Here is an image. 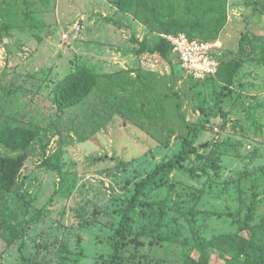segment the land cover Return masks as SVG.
<instances>
[{"label": "rangeland", "instance_id": "1", "mask_svg": "<svg viewBox=\"0 0 264 264\" xmlns=\"http://www.w3.org/2000/svg\"><path fill=\"white\" fill-rule=\"evenodd\" d=\"M225 1L228 24L211 41L221 73L243 37L250 47L231 93L219 75H178L173 56L136 55L155 33L107 0H0V25L11 29L0 35V130L33 126L40 134L25 150L0 142V157L24 158L7 205L0 202V264H111L136 185L183 152L187 129L174 93L189 123L206 121L195 142L200 155L227 141L241 145L240 155L222 156L220 177L189 156L183 165L194 176L175 171L162 187L146 189L129 212L138 233L125 240V263L183 264L182 253L198 258L195 237L239 233L254 205L252 224L264 219V0ZM82 67L98 74V88L79 107L60 111L55 87ZM233 98L258 106L259 127L233 108ZM150 205L165 212L162 226ZM2 215L15 221L17 236L3 228ZM143 227L155 229L143 234ZM177 230L175 246L157 239ZM227 260L238 264L219 251L210 264Z\"/></svg>", "mask_w": 264, "mask_h": 264}, {"label": "trees", "instance_id": "2", "mask_svg": "<svg viewBox=\"0 0 264 264\" xmlns=\"http://www.w3.org/2000/svg\"><path fill=\"white\" fill-rule=\"evenodd\" d=\"M107 1L119 12L132 15L137 21L148 26L155 33L156 37L152 41H148V39L144 41L141 48L135 53L136 55L158 54L167 61L170 56H173L176 64H178V60L173 55L171 44L162 36H159V34H186L192 39L211 42L217 40L220 33L228 24L225 0ZM10 30V27L0 25V35L5 32V35L9 36ZM31 30L34 31L33 28ZM244 38L246 39V37L242 38V45L236 59L226 65L223 74L221 73V66L216 75V77L218 75L222 77L221 80L230 93L232 92L231 89L235 86L236 77L245 63V58L250 50ZM178 75L183 76L181 73ZM98 83V74L91 68L82 67L76 71H72L55 87L54 99L56 106L60 111L74 110L91 97L97 90ZM191 89L194 90L192 85ZM173 96L178 100V104L176 105L178 116L187 129V137L183 142V152L173 159L157 165L146 179L136 185V193L133 195L131 203L126 207L127 209L122 216L120 226L116 230L115 241L112 243L114 254L110 261L111 264H126L125 260L121 257V251L127 246L125 240L130 234L138 233L133 230V220L129 212L132 208L137 207L139 197L144 194L146 189L149 188V190L153 191L156 188L162 187L164 179H168L175 171L186 172L190 176H194L195 173L192 170L186 169L183 165L189 156H196L199 160L207 161L205 164L206 167H210L220 177L223 170L221 165L222 156L225 154H234L236 157H239L240 155L239 148L241 145H235L229 141L213 145L215 152L211 153V155L204 157L200 155L201 150L198 146H195V142L205 130L206 121H201L200 124L189 123L182 114L181 97L178 93H174ZM232 103L233 108L244 112L248 120H251L254 125L257 126V124H260V121L256 118L258 106H247L243 101H238L236 98H233ZM39 135L38 129L33 126L20 127L10 125L0 130V142L11 151L25 150ZM23 159V157H0V202L3 207L7 205V197L17 182V175L21 170ZM150 207L152 206H149L148 211L151 210L153 212L154 219L157 218L158 223L162 226L165 219V212L158 213ZM45 214L48 213L46 212ZM257 215V206L254 205L253 209H250L249 218L243 222L242 229L237 234L221 235L214 241L203 240L200 236L195 237L197 245L194 251L198 254V258L194 257L193 253H182L180 255V261L183 264H210L212 252L219 251L223 257L233 256L234 261L238 264H264V219L259 224L253 225L252 223L257 219ZM40 219L41 216H38L36 221ZM2 220L3 228L15 235L17 232L16 225L13 223L15 221L12 220V223H7L4 215H2ZM89 225L90 223H86V226ZM143 228L140 231L143 234L151 230L153 232L155 229L154 227ZM179 232L180 230H177L174 234L164 232L157 236V239L161 240L164 247H172L181 241ZM195 232L197 233V231ZM231 263V260H227L226 262V264Z\"/></svg>", "mask_w": 264, "mask_h": 264}, {"label": "built area", "instance_id": "3", "mask_svg": "<svg viewBox=\"0 0 264 264\" xmlns=\"http://www.w3.org/2000/svg\"><path fill=\"white\" fill-rule=\"evenodd\" d=\"M163 38L171 44L183 76L196 81L216 77L220 69L217 44L192 39L186 34L163 35Z\"/></svg>", "mask_w": 264, "mask_h": 264}]
</instances>
